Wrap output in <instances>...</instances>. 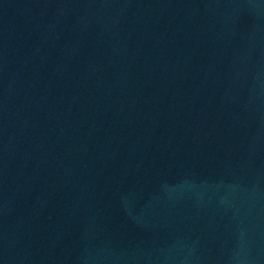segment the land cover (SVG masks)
Wrapping results in <instances>:
<instances>
[{"label": "water", "instance_id": "obj_1", "mask_svg": "<svg viewBox=\"0 0 264 264\" xmlns=\"http://www.w3.org/2000/svg\"><path fill=\"white\" fill-rule=\"evenodd\" d=\"M0 264H264V0H0Z\"/></svg>", "mask_w": 264, "mask_h": 264}]
</instances>
